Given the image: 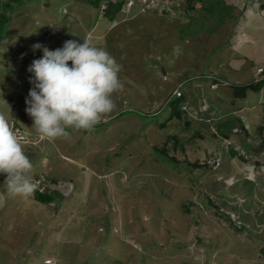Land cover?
Wrapping results in <instances>:
<instances>
[{"label":"rangeland","instance_id":"obj_1","mask_svg":"<svg viewBox=\"0 0 264 264\" xmlns=\"http://www.w3.org/2000/svg\"><path fill=\"white\" fill-rule=\"evenodd\" d=\"M89 1L0 0V110L53 197L0 187V264H264V0ZM83 38L122 65L117 107L49 141L25 112L32 45Z\"/></svg>","mask_w":264,"mask_h":264},{"label":"clouds","instance_id":"obj_2","mask_svg":"<svg viewBox=\"0 0 264 264\" xmlns=\"http://www.w3.org/2000/svg\"><path fill=\"white\" fill-rule=\"evenodd\" d=\"M32 50L43 54L27 68L32 87L25 97V112L41 137L55 141L69 139V129L91 131L116 109L114 93L123 88L122 65L105 47L83 38L66 40L52 50L35 43ZM7 105V110H0V175L5 176L6 195L45 192L46 184L33 179L32 158L18 139Z\"/></svg>","mask_w":264,"mask_h":264},{"label":"trees","instance_id":"obj_3","mask_svg":"<svg viewBox=\"0 0 264 264\" xmlns=\"http://www.w3.org/2000/svg\"><path fill=\"white\" fill-rule=\"evenodd\" d=\"M27 1L28 0H9V2L6 4V6L4 7V9L7 12H12L16 8L21 7L24 4H26ZM93 1H94V3H91V5L94 4V6H96L98 3H101L104 0H93ZM88 2H90V1L88 0ZM106 3L108 5H107L106 8H104L103 16L105 18H107L109 21H112L114 19V17L116 16V14L120 11L121 6L120 5L116 6V5H114V3L109 2V1L106 2ZM213 7H214V10H215V6L212 5V7L209 8V10H207V11H210V13L213 14L214 13V11H212L213 10ZM219 16H221V14H219ZM7 22H8L7 16L6 15H2V20L0 22V31H2V30L4 31ZM4 35H5V33L3 32V35H0V40H1V38ZM260 74L263 75L264 72L263 73H260ZM200 78H203V80H206L207 79V77H205V76H202ZM215 79L216 78H214V80L212 82H214ZM259 85L260 84H256V85L253 86V84H251V85H247L246 87L245 86L240 87V89H239V87H235L234 85H231V86L235 87L236 88V91H237V89L241 90L240 93L239 92L236 93V96L242 97V96H244L246 89H249L250 88V89H253V90H258L259 87H260ZM173 97L168 100V103L167 104H171L172 105V112H173L172 114L174 116H176L177 118H179V116L181 114V111L179 109V105L178 104H179L180 101H183L184 100V97H181L180 96L178 98L177 96H175L176 97L175 100H172ZM172 101H174V102H172ZM185 124L189 125V122L187 121V122H185ZM175 143L177 144L176 140H175ZM165 155H168L167 152L165 153ZM231 155L232 156L234 155V151H231ZM170 158L174 159V162L176 161L175 158H173V157H170ZM239 159L242 160L243 158L240 157ZM257 165H259V164H257ZM31 196L34 198L35 201L40 202L42 204H49V203L53 202V197H51V193H48V192H40L39 190H35L34 193ZM211 205H212V203H211ZM227 219L230 220V222L232 223V219L230 217H228Z\"/></svg>","mask_w":264,"mask_h":264},{"label":"built area","instance_id":"obj_4","mask_svg":"<svg viewBox=\"0 0 264 264\" xmlns=\"http://www.w3.org/2000/svg\"><path fill=\"white\" fill-rule=\"evenodd\" d=\"M143 4H144V2H143ZM14 124V123H13ZM14 128H15V131H16V133H17V136H18V139L20 138V130L15 126V124H14ZM40 192H42L41 191V189H38Z\"/></svg>","mask_w":264,"mask_h":264},{"label":"water","instance_id":"obj_5","mask_svg":"<svg viewBox=\"0 0 264 264\" xmlns=\"http://www.w3.org/2000/svg\"><path fill=\"white\" fill-rule=\"evenodd\" d=\"M262 149L264 150V143L261 144Z\"/></svg>","mask_w":264,"mask_h":264},{"label":"crops","instance_id":"obj_6","mask_svg":"<svg viewBox=\"0 0 264 264\" xmlns=\"http://www.w3.org/2000/svg\"><path fill=\"white\" fill-rule=\"evenodd\" d=\"M91 30H92V29H91ZM2 183H3V182H1V181H0V187H1V186H3V184H2Z\"/></svg>","mask_w":264,"mask_h":264}]
</instances>
